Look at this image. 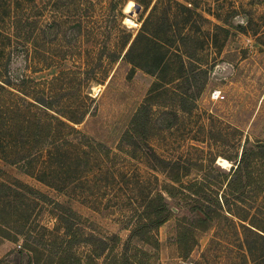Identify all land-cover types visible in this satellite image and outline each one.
<instances>
[{
    "label": "rangeland",
    "instance_id": "rangeland-1",
    "mask_svg": "<svg viewBox=\"0 0 264 264\" xmlns=\"http://www.w3.org/2000/svg\"><path fill=\"white\" fill-rule=\"evenodd\" d=\"M0 33V264H264V162L236 169L264 150V0H0ZM199 199L225 217L184 257Z\"/></svg>",
    "mask_w": 264,
    "mask_h": 264
},
{
    "label": "trees",
    "instance_id": "trees-1",
    "mask_svg": "<svg viewBox=\"0 0 264 264\" xmlns=\"http://www.w3.org/2000/svg\"><path fill=\"white\" fill-rule=\"evenodd\" d=\"M1 34L2 33H0V35ZM154 61L157 62V58H155ZM155 66L156 65L154 64L153 67H155ZM7 94L11 95V94H13V92L8 87H6L4 84H2L0 81V108H3V105L8 106L5 104L4 100L2 99V97L7 96ZM7 109H8V107H7ZM8 110H11V107ZM56 119L60 123H62L63 125H70L62 119H59V118H56ZM68 119H69V121H72L74 123L80 122L79 120H77V118L75 119V118L68 117ZM70 127H72V126L70 125ZM58 143H59L58 141H55V142L53 141V142H49L48 144H46L44 146V148H46V151H47V158L54 156V154L58 150V148H56L58 146ZM245 143H246V141H245ZM257 144L264 145L260 141H258ZM257 149H258V151L262 152L261 155H258V153H259L258 151L257 152H255L254 150L251 151L245 147L241 152V156H240L239 162L237 163L236 169H240L241 167L242 168L245 167L246 169H248V167L253 165L256 160H260V161L264 162L263 146H258ZM4 152H5V145H4V143L2 144V142L0 141V155H3ZM182 175L171 174V180L175 183L183 184ZM201 183L202 182H199L196 180V182L193 183L192 185L193 186L194 185L195 186L196 185L201 186L202 185ZM171 187L175 188V186L173 184L171 185ZM200 190L201 189L199 187H197V190H194V193H199ZM167 192L170 193V189H167ZM159 198H160V202L156 204V207L153 210V214H152L153 216L148 217V220H146V222L144 223V225H146V227H148V228L159 227L166 220H168L173 213L171 208L168 207V205H167L166 201L164 200V197L161 193H159ZM196 202L197 203L194 204L193 209H194V211H196L197 216H195L192 219L187 220V221L185 219V222H184L185 216H183L182 218L179 219V220H183V222H179V224L177 226V238L176 239L178 241L179 249H185L184 250L185 254H181V256H184V257H186L188 255V253L190 252V250L193 249L194 245L197 244V234L198 233H201L203 231H207V230L211 229L212 227L217 226L219 224L221 218L225 217L223 215V213L220 211V208H219L220 204L219 203H216L217 206L213 207V206L208 205V204L205 205V202L202 199H199ZM241 225L246 229L248 228L244 224H241ZM124 258L127 259L126 256ZM132 263L133 262L131 261V264Z\"/></svg>",
    "mask_w": 264,
    "mask_h": 264
},
{
    "label": "bare ground",
    "instance_id": "bare-ground-1",
    "mask_svg": "<svg viewBox=\"0 0 264 264\" xmlns=\"http://www.w3.org/2000/svg\"><path fill=\"white\" fill-rule=\"evenodd\" d=\"M132 6H133V2L131 1V2L128 4V6H127V8L125 9V11L128 12L129 14H133L134 10H132ZM130 12H131V13H130ZM125 21H126L127 23H129L130 25L133 24V22L131 21V19L128 18V17L125 18ZM129 24H128V25H129ZM217 163H218L220 166H222V167H229V166H230V162H229V160H227L226 158H223V157L218 158Z\"/></svg>",
    "mask_w": 264,
    "mask_h": 264
},
{
    "label": "water",
    "instance_id": "water-1",
    "mask_svg": "<svg viewBox=\"0 0 264 264\" xmlns=\"http://www.w3.org/2000/svg\"><path fill=\"white\" fill-rule=\"evenodd\" d=\"M139 8H140V6L138 4H133V6H132V10H134V11H138Z\"/></svg>",
    "mask_w": 264,
    "mask_h": 264
},
{
    "label": "built area",
    "instance_id": "built-area-1",
    "mask_svg": "<svg viewBox=\"0 0 264 264\" xmlns=\"http://www.w3.org/2000/svg\"><path fill=\"white\" fill-rule=\"evenodd\" d=\"M216 93H217V92H216V91H214V96H215V97H217V96H218V94H216Z\"/></svg>",
    "mask_w": 264,
    "mask_h": 264
}]
</instances>
